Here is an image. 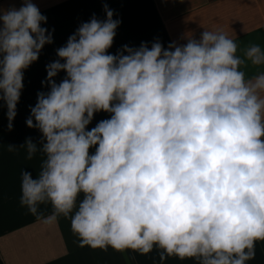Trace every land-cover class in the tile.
<instances>
[{
    "label": "clouds",
    "instance_id": "clouds-1",
    "mask_svg": "<svg viewBox=\"0 0 264 264\" xmlns=\"http://www.w3.org/2000/svg\"><path fill=\"white\" fill-rule=\"evenodd\" d=\"M79 25L46 65L48 91L26 120L44 159L22 170L20 204L44 225L61 217L81 245L159 250L195 264H247L264 242V48L222 30L149 47L113 46L119 19L104 6ZM32 0L0 7V101L9 130L24 71L52 33ZM60 72L65 76L59 82ZM99 112L110 118L88 126ZM41 205H50L45 215Z\"/></svg>",
    "mask_w": 264,
    "mask_h": 264
},
{
    "label": "crops",
    "instance_id": "crops-1",
    "mask_svg": "<svg viewBox=\"0 0 264 264\" xmlns=\"http://www.w3.org/2000/svg\"><path fill=\"white\" fill-rule=\"evenodd\" d=\"M47 17L42 27L52 33L53 43L42 49L39 59L24 71L20 100L13 127L8 128L7 107L0 101V264H195L192 259L176 257L160 261L159 250L142 255L132 250H106L81 245L71 231L70 221L61 217L53 225L37 221L20 204L21 172L27 170L34 177L40 171L44 159L37 153L27 159L25 149L10 152L8 145L19 146L27 138L39 141L38 129L26 124L30 108L37 102V93L48 91L42 85L46 80V65L58 59L56 50L65 45L79 25L88 22L93 15L105 19V4L114 12V19L121 21L116 30L113 46L108 50L116 54L124 45L138 48L142 42L149 47L159 39L167 48L169 43H186V37L200 38L204 30H222L238 45V55L249 43L264 48V0H32ZM22 0H0V7L21 6ZM251 76L264 67L245 69ZM65 76L60 72L57 82ZM110 118L99 112L88 126ZM45 215L52 209L41 205ZM256 255L247 264H264V242L256 243Z\"/></svg>",
    "mask_w": 264,
    "mask_h": 264
}]
</instances>
